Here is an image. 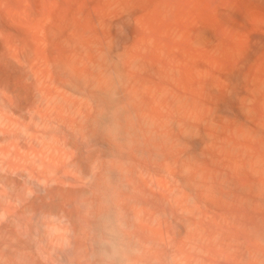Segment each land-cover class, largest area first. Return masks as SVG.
Instances as JSON below:
<instances>
[{
    "label": "bare ground",
    "instance_id": "1",
    "mask_svg": "<svg viewBox=\"0 0 264 264\" xmlns=\"http://www.w3.org/2000/svg\"><path fill=\"white\" fill-rule=\"evenodd\" d=\"M0 264H264V0H0Z\"/></svg>",
    "mask_w": 264,
    "mask_h": 264
}]
</instances>
